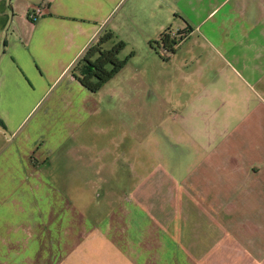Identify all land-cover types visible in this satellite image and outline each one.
Here are the masks:
<instances>
[{
	"label": "crops",
	"instance_id": "crops-1",
	"mask_svg": "<svg viewBox=\"0 0 264 264\" xmlns=\"http://www.w3.org/2000/svg\"><path fill=\"white\" fill-rule=\"evenodd\" d=\"M0 264H264V0H0Z\"/></svg>",
	"mask_w": 264,
	"mask_h": 264
},
{
	"label": "trees",
	"instance_id": "trees-1",
	"mask_svg": "<svg viewBox=\"0 0 264 264\" xmlns=\"http://www.w3.org/2000/svg\"><path fill=\"white\" fill-rule=\"evenodd\" d=\"M183 31H179L180 41ZM113 34L107 31L99 37L85 52L83 58L76 65L80 69V75L72 70L73 75L79 79L81 85L91 92H98L102 86L114 78L133 56V53L126 58H121L120 53L126 47L124 41H119L112 47L107 43L112 39ZM179 41L171 34L170 29L160 34L157 41L152 42L157 50H164L173 54Z\"/></svg>",
	"mask_w": 264,
	"mask_h": 264
},
{
	"label": "rangeland",
	"instance_id": "rangeland-1",
	"mask_svg": "<svg viewBox=\"0 0 264 264\" xmlns=\"http://www.w3.org/2000/svg\"><path fill=\"white\" fill-rule=\"evenodd\" d=\"M176 38H177V41L180 42V37L178 36ZM122 52H123L122 58H123V56L126 58V57H128V55L131 54V51H129V48H125ZM159 55L163 61H167L168 57L171 54L169 52H164L163 50H159ZM168 62H169V60L167 61V63ZM164 67H166V74H167L168 81H170L169 79H170V77H173V75L175 76L174 79L177 78V73H176L175 69L173 70V67H175L174 64H167ZM171 89H172V87L167 86V90L169 91V93L171 92ZM177 89H178V91H180V88H177ZM171 94H172V92H171ZM175 106H176V102L170 101V103H168V104L166 103V109L165 110H168L169 107H175ZM238 110H240V107L237 105H225V106L217 105L216 119L219 122V120L227 118L228 121L234 122L235 121L234 118H235ZM233 122H230V123L232 124ZM165 126H168V125H165ZM165 128H167V127H165Z\"/></svg>",
	"mask_w": 264,
	"mask_h": 264
},
{
	"label": "built area",
	"instance_id": "built-area-1",
	"mask_svg": "<svg viewBox=\"0 0 264 264\" xmlns=\"http://www.w3.org/2000/svg\"><path fill=\"white\" fill-rule=\"evenodd\" d=\"M44 11H43V7L42 6H37L35 7L33 10H31L29 13H28V16L30 19L34 20L36 19L37 17L43 15ZM164 51V50H163ZM164 52H167V51H164Z\"/></svg>",
	"mask_w": 264,
	"mask_h": 264
}]
</instances>
